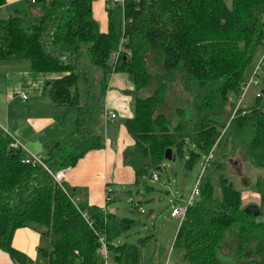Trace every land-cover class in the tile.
Listing matches in <instances>:
<instances>
[{"label":"trees","instance_id":"obj_1","mask_svg":"<svg viewBox=\"0 0 264 264\" xmlns=\"http://www.w3.org/2000/svg\"><path fill=\"white\" fill-rule=\"evenodd\" d=\"M106 12L105 30L93 17L91 0H28L25 9L0 19V58L17 52L32 70L58 72L45 85L47 100L75 108L72 117L54 116L38 134L43 153L37 155L47 169L22 162L27 148L11 147L14 137L0 132V248L17 264H32L10 243L19 226L51 233L50 247H37L43 264H95L96 231L105 234L116 264L140 263L148 235L131 242L114 239L144 220L77 201L76 188L52 176L104 145L96 113L112 71L125 72L132 83L127 90L132 113L122 120L132 143L122 156L134 172L133 185L149 171L158 179L153 175L164 168L166 147L183 157L185 139L199 150L184 156L187 166L199 152L211 157L229 112L227 126L248 135L243 158L264 167V57L257 64L262 75L252 103L236 104L246 66L256 49L264 51V0H230L229 6L223 0H118ZM81 53L99 67L96 86L81 65ZM145 86L152 87L140 95ZM207 179V173L196 179L198 192L186 204L172 241L184 247L183 264H264V176L255 177L259 200L249 206L241 205L232 181L222 178L224 194L212 208L204 204L211 193ZM234 237L233 263H223L218 247Z\"/></svg>","mask_w":264,"mask_h":264},{"label":"rangeland","instance_id":"obj_2","mask_svg":"<svg viewBox=\"0 0 264 264\" xmlns=\"http://www.w3.org/2000/svg\"><path fill=\"white\" fill-rule=\"evenodd\" d=\"M223 1L225 5H230V0ZM34 12H36V10ZM262 53L260 54L261 58L264 57V55L262 56ZM80 61L85 71L89 74L90 81H92L96 86L97 79L99 78V67L91 63L88 60L87 55L83 53L80 54ZM254 61H256V59L253 58L246 66L243 72V77H248L250 67ZM257 64L259 65L258 67H260L259 61ZM258 67L256 68L257 71L259 70ZM251 74L252 73H250V75ZM253 76V79L248 81L241 100H237L236 104L239 102L238 105H243L246 107L252 103L253 95L259 88V82L254 80L255 75ZM45 85L44 87L42 86V93L45 95L47 102L48 100L45 94ZM151 87L152 86H145L141 88L139 90V94H148ZM96 90L97 87L95 88V92ZM1 92L2 77L0 76V93ZM10 93L15 96V101H18L16 104L19 107H23L25 101H27V98L29 97V95H26V99L20 100V98H17L19 97V91L13 90ZM168 95L170 96V92L166 93L167 97ZM176 104L179 103L176 102ZM51 105L52 106L50 107V110L47 108L46 113H52V118L59 115L72 117L75 114L74 106L64 104ZM173 106L174 105H172V107ZM182 106L183 104L179 105V107ZM130 107H132V100H130ZM37 108H42V105L33 106L32 111ZM101 110L102 107L96 113V119L98 120V123H102ZM223 115L225 116V114ZM229 115L226 114L225 126L221 128L219 133V136L221 133L222 136L217 144L214 143L215 145L211 151L212 155L209 161H205V155L202 152H199V156L194 161H190V164H192L187 166L188 162L185 164L184 156L186 155L185 157L189 158L188 153L190 149L195 151L199 150L188 139H185V152L183 157H175L173 160L165 158L163 160L164 168L157 171L158 175H154L155 177L158 176V179L147 177L146 175L137 185L126 186L124 189H117L114 193L113 191H108L109 196L111 197L108 202L109 211L115 212V214L117 213V215L120 216L125 215L134 219L145 221L144 224L136 225L134 227L135 231H131V229H129L126 231L129 233L120 234L117 239H114V243L122 241L131 242L134 241L137 236L148 235L142 240V245L140 246L139 264H183L182 256L184 247L172 245L175 230L177 224L179 223V217L171 215L170 210L173 206H177L179 204L183 205L185 203V200H187L189 196L192 185L196 179H199L200 176H202V173H207L208 190L211 191L208 196H204V198H206L204 204L207 203L209 207L217 204L221 200L224 194V190L221 186V180L224 177H226L227 180H231L232 184L240 190L242 206H249L252 203H258V191H256V189L252 186V183H254L255 177L264 176V167L254 166L252 163L248 162V160L243 158L242 152L245 148L244 142L248 135L246 133H241V131H238L237 129H234L231 125L227 126ZM172 117L173 120L177 119L176 116L172 115ZM116 122L117 118H111L107 123L114 124ZM30 147H32L31 149L36 148L32 144H30ZM212 160L215 162L214 166L210 165V161ZM145 185H150L151 189L147 190ZM79 190L80 191H76L77 194L83 197L82 189L80 188ZM70 199L72 198L70 197ZM72 201L75 202V199H72ZM131 201L138 202V206H132ZM139 207L140 209H144V212H138L137 209L139 210ZM83 216L85 217L84 214ZM33 230L38 233V242L36 244L35 254L32 255L29 253V255L32 257L31 262L32 264H43L44 258L37 252V247H50L49 240L51 238V233H39V229L35 228V226L33 227ZM192 231H195V229L193 228ZM227 232L228 230L225 231V233ZM235 243L236 239L234 237L231 238V240H227L225 247H218V256L223 263L226 261L233 263L231 254Z\"/></svg>","mask_w":264,"mask_h":264},{"label":"crops","instance_id":"obj_3","mask_svg":"<svg viewBox=\"0 0 264 264\" xmlns=\"http://www.w3.org/2000/svg\"><path fill=\"white\" fill-rule=\"evenodd\" d=\"M115 1L118 0H91L92 14L100 30L106 29V8L112 6ZM27 4L28 0H4L0 4V19L18 10L25 9ZM262 52H264L263 47H259L258 51L256 49V55L254 52L253 58L256 61L251 65L248 77L245 78L247 81L253 79V75H255L254 80L260 82L262 72L258 70L256 75L254 70L257 68V62L260 60ZM250 73L252 74L250 75ZM0 76L2 77L0 132L9 133L30 152L42 154L43 148L38 142V134L53 120V114L46 113L47 108L50 110L52 103L46 102L45 95L42 93V86L44 87L48 79L58 76V72L32 70L28 59L16 52L0 58ZM131 87L132 83L125 72L112 71L109 73L102 95L101 119L104 145L100 148L87 150L74 165L67 167L62 177L67 186L76 188L74 196L77 201L83 200L87 204L102 205L106 212L113 215L115 212L108 210V202L111 198L108 191L114 193L117 189L134 186L132 184L134 172L128 164L123 162L122 156L125 146L132 143V139L122 123V120L132 113L130 107L131 96L127 91ZM13 90L25 94L24 98L17 97L20 100L26 99V95H29L23 107L16 104L18 101H15V96L10 93ZM35 105H42V108L32 111V107ZM109 111L114 112L113 117L105 116ZM111 118H117V122L108 124L107 122ZM30 144L36 148L31 149ZM79 187L82 189L83 197L76 192L80 191ZM106 194L109 198L107 201H105ZM117 216L120 217V215ZM37 242L38 233L28 226L16 227L10 240L15 249L31 260L32 257L29 253L35 254ZM95 255L97 263L98 253L96 247ZM0 264H17V262L0 248Z\"/></svg>","mask_w":264,"mask_h":264},{"label":"built area","instance_id":"obj_4","mask_svg":"<svg viewBox=\"0 0 264 264\" xmlns=\"http://www.w3.org/2000/svg\"><path fill=\"white\" fill-rule=\"evenodd\" d=\"M29 1H34V0H29ZM247 83H248V81L245 82V85L242 88L240 96L243 94V92L245 90V87L247 86ZM19 96L24 98L25 94L23 92H20ZM105 116H112L113 117L114 116V112L109 111L108 113H106ZM10 146L13 147V148L14 147H18V146L22 147V144L18 140H16L15 138H12V140H10ZM209 157H210V153H208L205 156V161H207V159ZM21 161L24 162V163H28L30 165L40 164L45 169H47V167L44 164L41 156L37 155L35 153H32V152H30L27 149H26V154L23 155V157L21 158ZM66 169H67V167H62V168L57 169L56 171H54L52 173V176H53L54 180L59 183L61 181ZM197 192H198L197 180H195L194 184L192 185V187L190 189L189 196H188L187 200H185V204L173 206L171 208V210H170V214L173 215V216H177V217L181 218L182 214L184 212L186 204L187 203L188 204L191 203V201L193 200L194 195ZM101 209L103 211L104 207H102ZM95 240H96V252L98 253V261H97L96 264H116L115 259L111 256L112 251L109 248V241L106 239L105 234L104 233H99V232L96 231Z\"/></svg>","mask_w":264,"mask_h":264},{"label":"water","instance_id":"obj_5","mask_svg":"<svg viewBox=\"0 0 264 264\" xmlns=\"http://www.w3.org/2000/svg\"><path fill=\"white\" fill-rule=\"evenodd\" d=\"M164 157H165L166 159H171V160H173V159H175V152H174L171 148L166 147L165 150H164ZM151 173H152V171H149V172L147 173V177H150Z\"/></svg>","mask_w":264,"mask_h":264}]
</instances>
